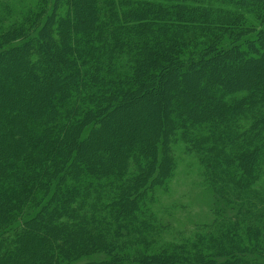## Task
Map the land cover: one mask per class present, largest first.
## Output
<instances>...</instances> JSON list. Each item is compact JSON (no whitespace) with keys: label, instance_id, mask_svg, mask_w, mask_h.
<instances>
[{"label":"trees","instance_id":"1","mask_svg":"<svg viewBox=\"0 0 264 264\" xmlns=\"http://www.w3.org/2000/svg\"><path fill=\"white\" fill-rule=\"evenodd\" d=\"M236 2H0V264H264V195L243 187L264 171L248 138L264 125V6ZM134 107L152 119L105 129ZM207 119L216 131H197ZM177 131L207 153L212 221L164 240L142 198L167 182Z\"/></svg>","mask_w":264,"mask_h":264},{"label":"rangeland","instance_id":"2","mask_svg":"<svg viewBox=\"0 0 264 264\" xmlns=\"http://www.w3.org/2000/svg\"><path fill=\"white\" fill-rule=\"evenodd\" d=\"M38 1L39 0H0V2H7L12 8L21 9L24 12L27 11V9L29 8H34L37 5ZM235 1L237 2L231 5H235L236 8H241L243 10H247L249 7H251V5H256L257 3L258 5L264 6V0H235ZM263 45H264V41L257 43H254L253 41L252 47L255 50L258 49L259 51L264 52L262 49ZM248 50H251V48H248ZM261 56L263 57L262 67H264V54H262ZM240 61L241 60H237L235 63L241 64ZM257 66L256 64H253V66L250 64H246L244 67H242L243 68L242 73H239L237 77L238 84L243 85V83L251 82L250 80H247L248 75L250 77L256 78ZM262 72H264V69L262 70ZM243 73L247 75V78L243 76ZM261 81L262 83H264V80L262 78ZM258 88H263L264 90V84H261ZM165 89L166 87L164 88L159 86V91L161 94L167 92ZM172 89L173 90H169L168 92L169 93L177 92L184 94L186 93L185 92L186 90H189V92L190 91L194 92V89L191 88L189 85L187 86L184 85L182 89H180L179 86L177 87L172 86ZM155 92L154 95H159ZM239 93L237 94L233 93V94L238 95ZM233 94H231L230 96H233ZM257 95L256 97H258ZM188 103L184 104L183 106L182 105L180 106V108H182L181 112L184 111L182 115L186 114L185 109H187ZM137 108L134 107V110L136 111L130 113L129 115L128 114L125 115V117H120L119 114H117L116 120L110 121L105 126V129L108 130L110 128L115 129L116 127H118L116 126V124L121 126L127 124L128 122L132 123L133 125H135V123H140V122L148 123L149 120H151L152 118L148 117V115L144 116L143 113L137 114V110H138ZM245 113L246 111L244 109H240L238 111V117H242ZM192 116L193 115H191V117ZM199 117H203V116H199ZM155 121L156 120H154V122ZM214 121L218 122V120H214ZM166 122L167 121L165 118L164 124L162 123V125H166ZM248 124L249 122L247 121L243 123L244 126L241 125L240 127L247 128ZM195 125H196L195 129L197 131L203 130L204 132H205L204 130L205 127H203V125H212V128H210V130H214V131H216L217 128V126H214L213 124L209 123V119H207L205 122H203L202 120H198L195 122ZM136 130H137L136 134L140 135L139 136L140 138L144 136V134L146 135L147 133V131H145V128L142 129V127H139ZM258 130H261V132L258 133L257 135L252 133V136L248 138L254 142V146H255L254 149L255 155L253 157V160L258 165H260V162H263L262 158L264 156V125L263 127L262 125H260V128L257 127L256 131ZM179 134L180 132L177 131L176 134L173 133L169 138V140L171 139L174 140L172 141L168 149V155L172 161L171 163L172 166L166 174L168 178L167 182L162 185L160 184L155 185L148 192H145L144 194L145 197L142 198L144 201L146 199L147 206L155 215V217L158 219V221H162V223L170 225L169 229L163 235L164 240H168L172 237H178L179 235L176 236L178 231H181L184 233V235L189 236L192 232L196 230V226L208 224L212 221L211 206L214 198L212 196V192L210 188L208 187L205 181L207 180L206 177L207 175L205 174L206 162L203 160L205 157L208 158L207 153L202 152L200 150L199 152H196L197 150L196 148L195 149H189L190 147L187 148L185 144V140L182 139ZM202 142L203 141L199 143L200 146ZM159 150L155 155L157 161H159L160 157L162 156V151L161 149ZM152 154L150 155L149 158H151ZM208 161L211 164L212 160L208 159ZM152 167L153 166H151L150 168ZM262 169L264 170V162L262 165ZM252 180L249 181L247 184L243 185V187L247 188L249 191L254 190L255 192L264 195V171L261 172L260 177L256 181L255 180L252 181ZM223 238L225 237L223 236ZM103 256L106 258V256L103 254L100 256L94 255L90 258L101 259L103 258Z\"/></svg>","mask_w":264,"mask_h":264}]
</instances>
